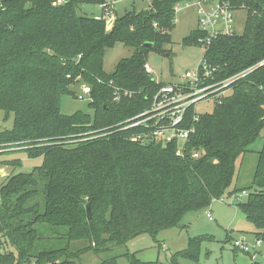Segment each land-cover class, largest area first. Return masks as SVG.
<instances>
[{"label":"trees","instance_id":"16d2710c","mask_svg":"<svg viewBox=\"0 0 264 264\" xmlns=\"http://www.w3.org/2000/svg\"><path fill=\"white\" fill-rule=\"evenodd\" d=\"M54 1L0 0V111L4 121L12 119L0 131V150L42 158L31 172L13 173L0 185V240L9 247L0 250V264H75L83 251L155 237L185 212L238 193L230 189L237 167L264 129V0H225L245 12L242 33L211 41L202 63L216 69L208 84L235 79L211 113L194 121L193 106L186 110L181 126L194 132L182 157L176 143L132 142L143 129L120 124L149 109L165 85L145 71L146 58L169 56L164 45L171 42L175 8L192 0H148L147 9L115 17L109 29L104 16L77 14L85 4L104 15L109 0ZM204 36L195 29L182 44L201 47ZM117 43L132 55L106 73L105 50ZM80 82L91 89V113L62 114L61 96H72ZM194 152H200L196 159ZM256 155L250 192L236 205L264 243V142ZM6 164L16 168L19 161ZM202 241L190 239L171 264L178 257L197 263ZM79 242L88 245L72 253L71 244ZM124 256L129 264H149ZM98 264H116V258Z\"/></svg>","mask_w":264,"mask_h":264},{"label":"rangeland","instance_id":"374dc122","mask_svg":"<svg viewBox=\"0 0 264 264\" xmlns=\"http://www.w3.org/2000/svg\"><path fill=\"white\" fill-rule=\"evenodd\" d=\"M108 3L110 9L104 15L99 6L85 4L78 6L77 14L95 18L104 16L106 28L109 29L115 17H120L131 11L145 10L149 4L147 0H109ZM179 8L175 13L174 27L169 36L171 42L164 45V49L170 51L169 56L166 57L156 52H150L146 58V64L151 71L148 74L155 82L184 83V71H194L202 60L204 51L201 47L182 44L183 39L197 27L196 1L180 5ZM235 13L236 34H241L245 21V12L240 10ZM132 52V49L119 43L107 48L103 57V70L106 73H112L117 63L130 57ZM240 76L243 75L237 77ZM83 85L85 84L82 82L73 85L71 87L74 93L72 96H61L60 112L62 114L71 115L77 111L91 113L87 106L89 101L77 98ZM214 105L215 99L208 98L196 105V111L198 114L211 113ZM11 126V117L4 121L3 112L0 111V131L10 129ZM263 142L264 129L261 131L259 138L248 147L249 152L244 156L243 162L237 167L230 189L233 190L236 187L238 193H234L231 196L225 194L218 200H213L208 207L200 211L185 212L173 226L159 231L155 237L142 234L129 240L126 245L108 246L107 250L100 253H95L93 250L83 251L74 260L75 264H98L108 258H116V264H129V258L124 256L127 253L134 254L135 259L143 263L171 264V257L177 252L186 249L189 240L198 236H203V241L200 245L197 263L178 257L176 258L177 264L251 263V256L234 248L232 244L233 241L243 238L250 246L255 245L254 226L246 219L236 204L245 202L247 199L250 190L246 189V186L251 181L256 165V152L261 150ZM194 153L197 154V157L200 155V152ZM12 160L19 161V165L16 168L6 164L7 161ZM41 161L42 158H29L24 150H0V185L13 173L31 172L34 167L40 166ZM242 192H245V194H242ZM208 216L211 220L208 219ZM1 240L0 250L9 249L8 244L6 245L4 240ZM87 245V242L73 243L71 244L72 248L70 247L71 249L69 250L72 253L75 251L79 252ZM255 247L258 251L256 261L264 264V243ZM30 264H34V261H30Z\"/></svg>","mask_w":264,"mask_h":264},{"label":"built area","instance_id":"2783aa9c","mask_svg":"<svg viewBox=\"0 0 264 264\" xmlns=\"http://www.w3.org/2000/svg\"><path fill=\"white\" fill-rule=\"evenodd\" d=\"M192 1H196L197 29L205 35L204 40L199 41L203 51L211 41L219 37L236 35L235 12L240 11L239 9L233 8L225 0ZM64 3L65 0H56L52 3V6L63 5ZM177 11L178 8L176 7L175 13ZM215 70V68L203 64L201 60L194 71H184V83L162 86L152 98L149 109L120 124L124 126L123 128L141 127L143 129L142 132L132 135L130 140L140 144L159 143L163 146L176 143V155L182 157L185 150L184 144L189 135L194 132L193 128L186 129L181 126L186 110L193 106L196 112L193 120L197 121L196 105L202 100L215 99L221 96L223 94L222 90L231 82V79H227L208 84V81L213 79L212 76ZM145 71L147 73L151 72L147 65H145ZM90 91L88 85H83L77 98L90 102ZM126 95L128 94L124 93V96ZM118 100L119 96L117 94L114 101ZM192 157L197 158V154H192ZM242 194H245V192H242ZM208 218L211 219L209 216ZM261 244V240H255V245L250 246L243 239H240L233 241L232 246L250 255L251 261H256L258 251L255 246L258 247Z\"/></svg>","mask_w":264,"mask_h":264},{"label":"water","instance_id":"95a60500","mask_svg":"<svg viewBox=\"0 0 264 264\" xmlns=\"http://www.w3.org/2000/svg\"><path fill=\"white\" fill-rule=\"evenodd\" d=\"M145 46H149V45L145 44ZM86 214H87V219H90V209L88 205L86 206Z\"/></svg>","mask_w":264,"mask_h":264},{"label":"crops","instance_id":"0c3cea01","mask_svg":"<svg viewBox=\"0 0 264 264\" xmlns=\"http://www.w3.org/2000/svg\"><path fill=\"white\" fill-rule=\"evenodd\" d=\"M148 1V0H147ZM147 7H148V5H147ZM176 7H178V9H180L179 7H180V5H178V6H176ZM196 29H197V27H196ZM147 65V64H146ZM165 84H169V83H165ZM209 219V218H208ZM209 220H211V219H209ZM243 239V238H242ZM244 240V239H243ZM263 244V243H262Z\"/></svg>","mask_w":264,"mask_h":264}]
</instances>
